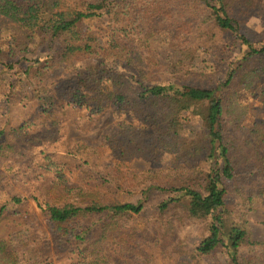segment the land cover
Here are the masks:
<instances>
[{
  "label": "trees",
  "instance_id": "trees-1",
  "mask_svg": "<svg viewBox=\"0 0 264 264\" xmlns=\"http://www.w3.org/2000/svg\"><path fill=\"white\" fill-rule=\"evenodd\" d=\"M261 3L264 0H0V34L5 28L9 32L8 52H0V65L11 73L26 59L12 63L9 57H15L16 50L27 55L31 44L42 45L50 53L43 59L27 60L29 65L21 70L26 92L19 102L25 116L12 130L0 127V155L26 156L46 141L59 139L63 125L57 116L67 110L83 109L87 118H93L108 108L134 105L131 111L140 125H115L106 134L104 145L117 165L126 164L127 169L129 161L142 157L163 178L143 188L136 203L107 204L99 194L68 185L58 176L47 192L53 202L34 198L53 235L73 245L76 264H106L107 240L125 243L124 219L144 212L154 191L167 196L155 205V216L164 225L160 235L166 242H173V232L172 224L163 218L170 205L181 204L192 220H211L210 235L194 249L198 257L225 247L230 264H264V242L252 241L247 226L255 199L264 197V122L252 128L243 126L248 108L238 100L240 90L250 89L253 78L264 76V40L257 47L242 33L240 22L241 16ZM181 16L199 23L194 29L212 24L234 35V44L247 47L227 68L223 82L212 86L187 83L185 78H206L205 73L193 70L165 75L170 70L156 60L160 55L151 50L152 39L160 38L183 59L193 58V48L171 42L177 38L178 27L167 25L168 18L174 17L181 26L193 23ZM92 19L104 20L102 36L89 34L83 27ZM113 61L125 62L131 68L128 76L110 68ZM8 90L7 100L12 103L16 88L9 84ZM201 104H206L208 128L188 143L184 114ZM145 106L154 110L152 122L142 113ZM159 123L160 135L158 131L146 133L158 129ZM37 125H43V134L35 130ZM70 153L78 157L75 151ZM45 160L46 171L55 170L56 163L48 155ZM84 160L93 170L88 158ZM202 161L209 162L208 171L199 168ZM98 178L103 185L119 183L108 170ZM21 201L13 198L14 203ZM35 257L26 264H42ZM0 264L25 262L0 241Z\"/></svg>",
  "mask_w": 264,
  "mask_h": 264
},
{
  "label": "rangeland",
  "instance_id": "rangeland-1",
  "mask_svg": "<svg viewBox=\"0 0 264 264\" xmlns=\"http://www.w3.org/2000/svg\"><path fill=\"white\" fill-rule=\"evenodd\" d=\"M181 17L185 21H193L190 16ZM103 22L104 20L101 19H92L86 21L83 27L89 34L102 36L105 32ZM240 22L242 33L258 47V43L264 40V4L250 8L246 15L240 17ZM196 23L193 21L188 26H181L174 17L167 19V25L178 27V32L175 34L177 38L171 42L180 43L182 48H193L194 54L191 60L174 54L172 51L174 49L163 43L160 38L152 39L151 50L155 56L160 55L163 58L161 60L159 56L160 61L156 59L160 65L167 64L170 71L165 75L169 76L170 72L172 74L181 72L185 75L186 70H193L205 73L206 78L203 81H188L185 78L187 83L192 82L199 86L216 85L217 82L225 80L227 68L239 58L240 50H247V47L238 42L234 44V35L225 34L212 24L194 29ZM8 37L9 32L5 28L0 34V52L6 54L8 46L5 43L9 40ZM18 51H15V57H9L11 62L15 63L24 57L26 62L23 60L21 65L12 69L11 73L0 65V127L5 126L8 130L18 126L25 116L19 102L26 92L21 70L29 65L27 60L43 59L50 54L42 45L36 44L30 45V54H20ZM141 51L146 52V50ZM151 64L153 63H149V66ZM109 67L125 76L131 71L123 61L110 62ZM60 72L61 70L55 75L59 76ZM253 81L250 89L240 90L238 93L239 102L248 108L246 115L242 117V124L247 128H252L255 123L264 122V76L255 77ZM9 84H13L16 88V98L12 103L7 100ZM133 106L120 110L108 108L93 118H87V113L83 109L77 112L67 110V113H60L57 116L60 117L63 125L59 139L52 143L46 141L39 149L36 147L31 149L26 156L10 152L0 155V241L6 245L7 250L15 252L18 260L26 264L27 260H33L30 259L31 256H36L35 258H39L42 264H76L77 262L73 245L65 244L53 235L46 214L41 212L34 200L37 198L43 203L53 202V197L51 198L47 192L57 176L64 178V182H68V185L75 184L79 188H86L92 193L99 194L100 200L107 204L136 203L142 197L143 188L146 189L154 182L163 179L155 175L157 169L153 163L142 157L129 161L127 169L126 164L125 167L117 165L114 155L104 145L106 134L115 125L122 123L140 125L139 118L131 111ZM205 107L206 104H201L184 114V135L189 140L188 143L190 140L194 141L193 137L208 128L204 114ZM142 113L149 117L146 116L147 122L153 121L151 117L154 114L153 109L145 106ZM43 125L35 127L39 135L44 133ZM157 128L147 129L146 133L152 134L158 131L157 135H160L161 123ZM8 136L11 139L12 135ZM186 139L184 138L187 142ZM72 150L78 154V157H72L70 153ZM47 155L56 163L53 171H46ZM86 158L93 170L87 168L84 160ZM164 162H166L165 157L162 158V163ZM199 168L208 171L210 164L202 161ZM107 170L110 171L111 176L119 178L118 184H102L98 176L103 177ZM133 175L137 178H133ZM95 177L97 180L93 179ZM166 197L160 192H151L145 211L136 218L124 219L125 243H128V246L123 241L117 243L107 240L106 264H230L225 247L217 248L208 257L197 256L194 249L210 235L211 220H192L184 205H170L163 221L172 224L173 242L169 243L163 239L160 233L164 225L155 216L157 211L155 205ZM13 198H20L22 201L14 203ZM252 208L247 225L251 240L264 242V197L256 198Z\"/></svg>",
  "mask_w": 264,
  "mask_h": 264
}]
</instances>
